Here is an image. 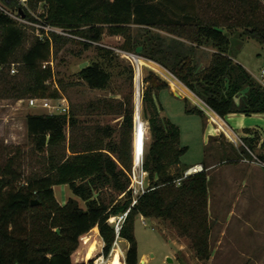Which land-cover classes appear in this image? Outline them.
I'll use <instances>...</instances> for the list:
<instances>
[{"label": "trees", "instance_id": "trees-1", "mask_svg": "<svg viewBox=\"0 0 264 264\" xmlns=\"http://www.w3.org/2000/svg\"><path fill=\"white\" fill-rule=\"evenodd\" d=\"M1 1L10 7L17 4V0ZM28 7L23 13L29 20L36 21L31 10L42 8L40 19L92 42L101 43L105 33L124 37L120 49L166 68L221 118L231 113L264 114V85L235 60L229 37L239 34L264 49V0H28ZM134 26L140 32L134 33ZM151 28H162L172 38L148 30ZM26 29L0 12V99H58L60 90L48 84L54 78L52 67L43 64L51 60L54 49L58 52L73 40L37 36L26 47ZM207 46L215 52L208 67L200 70L196 50ZM95 47L104 58L116 54ZM12 63H20L21 75L10 74ZM123 71L130 84L126 101L116 107L106 100L91 105L93 112L109 108L121 115L117 141L110 126L98 125L92 135L78 132L79 118L74 111L27 115L28 137L36 152L47 154L48 166L18 186L22 173L15 167V157L5 163L0 160V264H74L72 255L80 238L98 229L105 243L103 255L108 257L118 239L109 220L125 213L119 238L129 244L126 264H139L138 215L169 221L190 239L200 259L211 258L209 174L204 167L184 178L192 167L183 162L189 147L182 145L180 127L162 115L160 93L169 90V84L153 71L143 78L147 86L141 92L142 113L151 133L141 166L150 184L133 205L136 69L129 63ZM78 76L91 89L107 90L112 81V74L97 62L84 67ZM184 101L186 113L206 118L202 109ZM258 138H244L250 151L255 150ZM66 144L69 154L60 153ZM260 159L264 162V154ZM174 168L179 170L173 174ZM58 185H68L74 195L63 205L55 196ZM106 188L123 197L107 202L102 196ZM34 199L39 202L36 206L32 205Z\"/></svg>", "mask_w": 264, "mask_h": 264}, {"label": "rangeland", "instance_id": "rangeland-1", "mask_svg": "<svg viewBox=\"0 0 264 264\" xmlns=\"http://www.w3.org/2000/svg\"><path fill=\"white\" fill-rule=\"evenodd\" d=\"M41 9L39 10L42 12ZM39 10L36 12L31 10L34 18L39 17ZM132 28L134 33L140 32L137 27ZM148 30L172 38V35L162 28ZM26 32L29 36L26 47H29L37 38V31L27 28ZM229 37L231 50L236 55L237 61L264 85L262 45L256 41L241 38L239 34H229ZM101 43L113 48H122L125 38L105 33ZM187 43L190 45V42ZM214 52L215 50L208 46L197 48L195 60L200 70L208 67ZM138 57L143 61L139 67L130 55L124 57L113 54L111 57L104 58L95 46L86 47L78 40H70L60 51L57 52L54 49L50 60L54 78L48 84L52 89L60 90L61 98H65L69 106V112L74 111L78 116L80 124L78 132L92 135L96 126H110L115 130L113 140L117 141L119 127L123 121L121 115L109 108L93 112L91 105L99 100H106L115 107L119 102H125L130 91V84L127 79L128 74L123 71V67L129 63L133 64L136 77L135 126L132 133L134 162L131 176L134 180V174L143 176L141 163L151 143V133L143 117L141 101L140 110L145 124L146 139L144 153L141 161L137 163L135 130L138 79L140 95L142 89L147 86L142 81L149 71L155 72L168 82L169 90L160 93V102L164 108L162 115L169 117L181 129L182 145L189 147L188 153L183 158L184 164L191 166L195 163H204L209 174L208 211L212 226L210 236L212 256L208 261L200 259L192 248L190 239L182 236L169 221L148 219L138 215L135 219V236L138 242L139 264H142V259L145 260L144 264H255L256 259L264 264V166L260 162V155L264 154V141L262 142L259 136L253 151H250L242 142L235 145L228 139V133L226 135L223 131L219 132V125L211 120L210 110L199 97L163 66ZM95 62L102 64L112 74L111 85L107 90L91 89L78 76L84 67ZM13 66L18 70L15 74L12 73ZM10 74L21 75L20 63H12ZM175 87L182 99L174 95ZM183 98L189 101V106L202 109L206 118L186 113V103ZM30 99H0V160L5 163L8 158L15 157V167L22 173L18 186H24L29 177L43 173L48 166L47 154L36 152L34 143L28 137L26 118L28 114H48L49 111L32 107ZM258 116L263 118L264 114ZM257 124L260 125V122ZM212 127L215 128L216 135L208 133ZM67 134L70 136L69 130ZM228 136L235 140L231 133ZM242 139L244 142V137ZM64 151L69 154L68 144L59 152ZM178 170L174 168L171 172L174 174ZM149 184L150 181L145 176V185L149 186ZM136 185L138 184L135 182ZM54 190L61 205L74 197L68 185L55 186ZM102 196L109 203L113 200L117 202L123 197L110 188L104 189ZM80 203L84 206L82 201ZM111 219L109 222L116 226L119 217ZM259 243L262 244L261 247H258ZM104 246L99 229L98 232L90 231L80 238L79 248L72 255L74 264H126L125 258L129 247L126 240L118 238L108 257L103 255Z\"/></svg>", "mask_w": 264, "mask_h": 264}, {"label": "built area", "instance_id": "built-area-1", "mask_svg": "<svg viewBox=\"0 0 264 264\" xmlns=\"http://www.w3.org/2000/svg\"><path fill=\"white\" fill-rule=\"evenodd\" d=\"M23 8H26V9L29 10L28 0H17V4L15 5V7H10V6L6 5L5 3H3L0 0V12L8 15L18 25H20V26H22L24 28L36 29L37 36L41 40H45L47 38L51 40L52 36L59 35V36L68 37V38H70L72 40L75 39V40H78V41H86V42L91 43L94 46L106 47L108 49L113 50L116 54H119V55L124 56V57L125 56L128 57V55H130V56H134L135 55V54L128 53V52H126V51H124V50H122L120 48H113V47H110V46L103 45L102 43H97V42H92V41L86 40L85 38H82V37H80V36H78L76 34H73L70 31L65 30V29H63L61 27H57V26L48 24V23H46L45 21H43L42 19H40L37 16L35 17L36 21L29 20L28 18H26L25 14L23 13ZM51 65H52V62L49 61V62H45L43 64V67L46 68V67L51 66ZM17 71H18L17 68L15 66H13L12 67V73L15 74ZM54 103H59V104L57 105V104H54ZM30 105L32 107H35V108L48 110L49 114H69V106L66 104V99L65 98L62 99L61 97L58 98V99L31 98L30 99ZM208 109L211 112H214L209 107H208ZM57 111H59V112H57ZM229 132L233 135L235 140L230 138L227 135V132H225V133H226L228 139L232 143H234L235 145H238L239 142H242V144L245 145V143L243 142V139L240 136H238L233 130L230 129ZM260 162L264 166V162L263 161H260ZM203 170H204V166L203 165H200V164L194 165V166H192L191 168H189L185 172L184 178H187L188 176H190L192 174H195V173H198V172H201ZM142 172H143V176L142 177L141 176L139 177L136 174H134V178H135L134 180H133V176H131V180H132L131 189H133V193H134L133 205L137 203L139 196L142 195L143 193H145L146 189L148 188V186L145 185V176L148 177V174L146 172H144L143 170H142ZM135 182L139 186L138 185L135 186ZM126 216H127V213H125L122 216H117V217H119V222L115 226V229L117 231V238H119V232H120L121 225H122L121 223H123V221L125 220ZM111 220L112 219L110 218L109 221H111Z\"/></svg>", "mask_w": 264, "mask_h": 264}, {"label": "crops", "instance_id": "crops-1", "mask_svg": "<svg viewBox=\"0 0 264 264\" xmlns=\"http://www.w3.org/2000/svg\"><path fill=\"white\" fill-rule=\"evenodd\" d=\"M235 60L237 61V59ZM258 115L259 114L246 115L242 113H231L227 115L225 118H221L215 112H211V114H209V117L211 118L212 121H214V123H217L219 125L220 133L223 131L224 133L227 132L228 135H230L229 130L231 129L241 138L243 137L253 138L255 136L257 137L260 136L262 138L261 141L263 142L264 141V138H263L264 137V128H263L264 127V116L263 118H261L262 116H258ZM257 122H260V125L257 124ZM247 129H250V132L246 131ZM208 133L210 135H216L215 128L213 127L210 128ZM197 164L204 166V163H195L194 165H197ZM194 165H191V166H194ZM210 168L211 167H209V169ZM261 246L262 244L259 243L258 247H261ZM255 261H256L255 264H261V261H259V259H256ZM141 263L144 264L145 260L142 259Z\"/></svg>", "mask_w": 264, "mask_h": 264}, {"label": "bare ground", "instance_id": "bare-ground-1", "mask_svg": "<svg viewBox=\"0 0 264 264\" xmlns=\"http://www.w3.org/2000/svg\"><path fill=\"white\" fill-rule=\"evenodd\" d=\"M132 57L135 60V62L137 63V66L139 67V65H141L143 61H141V59L136 55H134ZM174 89L176 92H178L177 87H175ZM180 91L182 92V90H180ZM136 111L137 112H136V130H135V149H136L135 153H136V161H138V159L141 161V158H142V155H143L144 149H145L146 132H145V124H144L142 117H141V110L139 111V109H137ZM85 241L87 242L88 240H85ZM84 244H85V242H84ZM109 264H111V263H109Z\"/></svg>", "mask_w": 264, "mask_h": 264}, {"label": "water", "instance_id": "water-1", "mask_svg": "<svg viewBox=\"0 0 264 264\" xmlns=\"http://www.w3.org/2000/svg\"><path fill=\"white\" fill-rule=\"evenodd\" d=\"M139 83H140V81H139V79H138V99H137V109H139V111H140V104H141V95H140V87H139ZM173 93H174V95L176 96V97H179V98H181V95L178 93V92H176L175 90H173ZM140 162V160L138 159V161H137V163H139ZM38 200H33L32 201V205L33 206H36V205H38Z\"/></svg>", "mask_w": 264, "mask_h": 264}]
</instances>
